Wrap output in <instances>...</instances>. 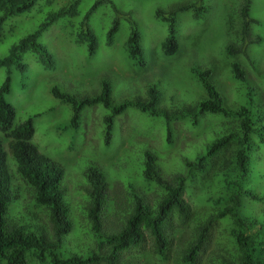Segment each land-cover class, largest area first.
I'll list each match as a JSON object with an SVG mask.
<instances>
[{
  "label": "rangeland",
  "instance_id": "374dc122",
  "mask_svg": "<svg viewBox=\"0 0 264 264\" xmlns=\"http://www.w3.org/2000/svg\"><path fill=\"white\" fill-rule=\"evenodd\" d=\"M67 0H37L27 12L9 18L5 22L0 41V57L8 48L31 32L48 12L62 7ZM94 0H80L75 13L70 12L57 18L43 30L39 41L53 55V64L47 66L38 59L36 53L26 50L20 53L23 69L8 68L9 91L4 99L14 109V121L32 118V142L38 150L59 162L62 168L60 183L64 191L70 230L64 236L60 251L64 254H81L94 246V234L87 214V188L85 168L96 164L104 173L106 200L100 218L99 232L109 234L116 228L132 205V195L136 192L141 202L154 205L158 199V189L154 184L142 183L141 153L151 152L163 178L184 171L186 160H193L226 128L236 127V117L230 114L245 105L246 91L251 93L252 104L264 112V0H250L247 10L249 21L243 43L246 55L229 56L225 51L227 42L239 38L227 29L228 20L238 25L241 0H110L116 9L104 0L89 15L88 26L94 35L95 48L92 54L86 50V42L78 41L79 23ZM191 2L199 9L180 11L176 17V37L178 48L172 55H163L160 42L165 38L166 25L155 11L166 13L178 4ZM202 9V10H201ZM70 11H73V7ZM128 17V19L126 18ZM117 20L116 32L110 41L106 32L113 19ZM133 22L139 33V43L145 55V63L140 66L129 56L125 41ZM235 39V40H236ZM236 59L244 70L245 83L233 78L230 62ZM191 67H210V79L224 99L228 114L204 113L197 124L192 125L187 118L171 123V141H165V130L161 117L151 116L127 105L114 116L112 134L107 146L103 143V117L108 112L100 104L86 106L81 110L79 125L73 130L66 125L69 109L52 97L49 88L56 84L74 94L96 93L99 80L105 77L109 82L110 95L116 104L136 96H145L148 84L155 83L159 90L157 107L164 110L194 104L204 96L202 89L190 72ZM5 76L4 66H0V82ZM249 88V89H248ZM251 137L250 172L246 187L257 195L264 194V128L259 127ZM255 127V126H254ZM256 128V129H257ZM124 146H121L123 145ZM122 150L119 152L118 150ZM12 160L8 157V162ZM13 169V165L11 166ZM15 199L8 212L14 218L35 216V222H42L48 230L42 209L34 207L30 188L13 172ZM244 185V186H245ZM210 191H216L211 188ZM203 193L194 188L184 192V200L189 204V216L182 226L177 224L175 239L190 234V228L204 219L214 208L203 200ZM262 202L244 198L242 212L250 216H261ZM31 213L34 215L31 216ZM214 225L215 245L226 241V222ZM187 238V236H185ZM146 242V240H145ZM144 242V243H145ZM180 243V245H181ZM149 241L143 247L129 249L127 259L134 263L178 264L180 259L169 251V259L162 261L150 255ZM185 244V243H184ZM183 244V245H184ZM182 245V246H183ZM182 264V263H181Z\"/></svg>",
  "mask_w": 264,
  "mask_h": 264
},
{
  "label": "trees",
  "instance_id": "16d2710c",
  "mask_svg": "<svg viewBox=\"0 0 264 264\" xmlns=\"http://www.w3.org/2000/svg\"><path fill=\"white\" fill-rule=\"evenodd\" d=\"M36 1L0 0V41L5 22L9 18H16L29 11ZM79 1L67 0L62 7L48 12L31 32L11 45L7 54L0 57V66L5 68V76L0 82V264H152L149 261L134 263L126 257L129 249L143 247L148 241L150 255L162 261L169 259V251L174 249V255L180 259L178 264H264V210L259 217L242 212L244 198L260 202L264 200V194H254L251 188L245 185L250 172L252 133L259 131L257 124L264 123V112L259 107L257 109L251 105L249 90L246 91V104L230 111V114L236 117V127L226 128L223 133H219L207 143L193 160H186L183 172L169 179L163 178L155 163L154 155L147 150L141 153L142 183L154 184L159 191L158 199L154 205H149L141 202L135 192L132 195L129 212L124 215L120 224L106 235L99 232L100 215L106 200L104 173L96 164L88 165L84 171L88 184L86 209L93 229L94 246L81 254H64L60 251L64 236L70 230V219L60 183L62 168L57 160L38 150L32 142L31 117L21 122L14 121V109L4 99V93L9 91L8 68L15 67L22 70L24 67L19 60L21 52L32 51L47 66L53 64L52 53L39 41V37L51 22L68 12L75 13ZM103 1L94 0L79 23L81 33L77 40L86 42L89 55L93 53L95 42L87 19ZM106 1L111 8L116 9L110 0ZM72 7L73 11H70ZM200 8L203 9V6ZM200 8L188 2L178 4L166 13L155 11V16L166 25L165 38L160 42L163 55H172L178 48L175 34L177 13L192 9L197 15ZM249 8L250 0H241L237 14L238 25L235 27L232 19L227 21L229 23L227 29H230L240 40L236 43L237 39L234 38L232 42H227L225 52L229 56L246 55L243 38L247 24L249 21L258 22L256 19L247 18ZM116 29L115 18L106 32L107 41H110ZM125 46L127 56L136 64L144 65L145 55L133 22H130ZM230 67L233 78L245 83L244 70L240 68L236 59L230 62ZM190 72L204 96L194 104L182 105L171 110L157 107L159 90L155 83L147 85L143 99L136 96L116 104L111 99L109 82L105 77L99 80L96 93L74 94L56 84L49 88V92L60 103L68 106L69 117L66 125L73 130L79 125L80 113L84 107L100 104L107 109L108 112L102 119L105 146L109 144L114 116L127 105L148 115L161 117L165 141L170 143L171 123L174 120L187 118L192 125H195L204 113L223 116L228 114L223 106L222 95L210 79L212 69L191 67ZM259 127L264 128V124ZM257 134L261 140V134L259 132ZM8 157L11 162H8ZM12 165L13 169H11ZM13 172L30 188L33 206L43 210L48 230L42 222H35L36 212H34L35 216L31 213L32 218L21 215L14 218L8 212L16 195V188L12 183ZM194 188L203 193V200L215 210L195 223L193 228H190V234L185 235L187 238L182 237L184 242L181 243L182 234L174 240L178 227L173 225V219L178 218L179 226H182L189 216L192 219L194 214L183 197L186 189L191 191ZM211 188H215L216 191H210ZM219 220L226 222L227 226L225 227L227 243L224 245L219 243L215 245L213 227L219 224Z\"/></svg>",
  "mask_w": 264,
  "mask_h": 264
}]
</instances>
